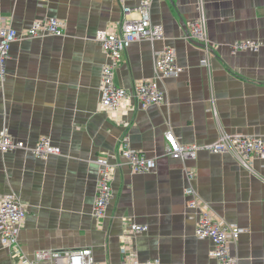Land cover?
I'll use <instances>...</instances> for the list:
<instances>
[{
    "label": "crops",
    "instance_id": "1",
    "mask_svg": "<svg viewBox=\"0 0 264 264\" xmlns=\"http://www.w3.org/2000/svg\"><path fill=\"white\" fill-rule=\"evenodd\" d=\"M200 1L212 45L187 39ZM141 0H0V26L22 32L36 19L67 22L62 36L18 39L0 82V130L35 146L48 136L60 154L37 157L26 149L0 151V196L15 193L26 205L20 242L28 259L40 249L93 250L95 264H126L160 258L172 264H219L213 242L199 239V214L187 205L183 164L166 154L171 128L182 143H212L222 132L264 133V0H154L152 18L166 39L137 41L124 53L116 82L131 89L154 77V58L165 46L177 51L184 72L164 79L167 98L146 109L101 108L106 55L98 30L117 28L123 8ZM261 41L257 50H234L241 40ZM197 41V40H196ZM128 137L133 149L156 159L148 173H135L119 154ZM97 159L121 162L105 217L94 204ZM196 187L214 212L248 227L233 245L239 264H264V160L242 166L230 152L200 150L187 161ZM148 225L129 235V223ZM0 264H28L0 239ZM40 264H49L43 262ZM128 264H131L130 262Z\"/></svg>",
    "mask_w": 264,
    "mask_h": 264
},
{
    "label": "built area",
    "instance_id": "2",
    "mask_svg": "<svg viewBox=\"0 0 264 264\" xmlns=\"http://www.w3.org/2000/svg\"><path fill=\"white\" fill-rule=\"evenodd\" d=\"M154 0H141L136 7L125 6L123 18L117 28H106L97 31L95 40L100 43L105 55L106 62L102 67L101 85V108L110 111H119L130 108L146 109L151 105L162 104L167 95L162 88L164 79L178 77L184 72V67L178 63L177 51L172 46H165L162 51L156 53L154 58V77L141 80L131 89L120 86L116 82L117 71L123 61L124 53L132 43L148 40L151 43L166 39L163 25L157 24L152 18ZM67 22L58 17L36 19L31 26L20 32L12 25L0 26V82L6 76V63L10 58L12 44L18 39L42 37L45 35L62 36L66 33ZM187 39L197 40L203 43L207 56L203 59L204 65H209L211 42L207 31V18L204 13L203 3L200 1L199 15L190 22ZM261 41L251 39L241 40L235 43L234 50L248 48L259 49ZM166 154L173 159L180 160L183 164V173L186 181L184 194L187 205L198 211L199 218L195 229V236L199 239H209L213 242V249L209 255L216 259L219 264H239V257L232 247L238 243L241 235L248 233L250 229L229 223L220 218L213 210L196 187V173L187 161L197 158L200 150L211 153L230 152L236 155L239 163L251 168L255 159L264 160V133L245 134L222 132L218 139L212 143H182L169 128L166 132ZM16 149H26L33 152L39 158H45L50 154H60L59 146L52 142L48 136H43L38 143L31 147L25 141L16 139L7 128L0 130V151L7 153ZM119 154L135 173H148L157 166L156 159L147 157L135 150L130 145L128 137L121 140ZM99 175L97 178V192L94 204V216L96 219L105 217L107 207L110 204L114 191L112 181L114 173L121 162H111L106 159H97ZM25 203L15 194L9 193L0 196V239L4 247L9 248L15 256L27 259L28 264H95L93 250L90 247L83 249H40L31 259L23 251L20 242V234L27 218ZM148 225L137 222L129 223V235H137L148 231ZM131 264H172L154 258L140 261L132 255Z\"/></svg>",
    "mask_w": 264,
    "mask_h": 264
},
{
    "label": "water",
    "instance_id": "3",
    "mask_svg": "<svg viewBox=\"0 0 264 264\" xmlns=\"http://www.w3.org/2000/svg\"><path fill=\"white\" fill-rule=\"evenodd\" d=\"M191 41H192L194 44H196V45H200V46L203 45V43H201V42H199V41H196V40H193V39H191Z\"/></svg>",
    "mask_w": 264,
    "mask_h": 264
}]
</instances>
